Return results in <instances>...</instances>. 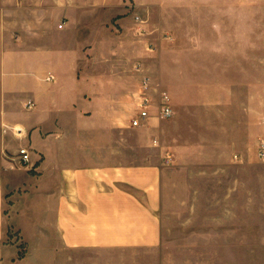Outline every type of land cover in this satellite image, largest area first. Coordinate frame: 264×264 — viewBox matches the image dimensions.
Returning a JSON list of instances; mask_svg holds the SVG:
<instances>
[{
    "label": "crops",
    "instance_id": "1",
    "mask_svg": "<svg viewBox=\"0 0 264 264\" xmlns=\"http://www.w3.org/2000/svg\"><path fill=\"white\" fill-rule=\"evenodd\" d=\"M253 6L0 0V264L208 263L187 255L201 240L166 238L165 177L202 163L214 123L215 138L224 135L213 112L241 101L232 162L215 141V173L221 183L231 169L232 201L240 196L254 212L253 190L243 194L264 182L255 151L264 135H256L264 129V32ZM155 71L168 74L158 77L166 88ZM144 77L168 93L173 115L158 117L151 88L150 116L133 127ZM21 147L34 169L12 160ZM235 226L226 231L236 238L216 246L256 247V228Z\"/></svg>",
    "mask_w": 264,
    "mask_h": 264
},
{
    "label": "rangeland",
    "instance_id": "2",
    "mask_svg": "<svg viewBox=\"0 0 264 264\" xmlns=\"http://www.w3.org/2000/svg\"><path fill=\"white\" fill-rule=\"evenodd\" d=\"M168 2L169 0H162ZM232 0H224L225 5H231ZM235 1V0H234ZM241 5L246 1H253V9L256 30L264 32V0H239ZM170 11V8H166ZM264 40L257 43V48L264 47ZM150 47V46H149ZM154 48V47H153ZM150 47V49H153ZM152 80L161 84L164 88L166 85L159 81L158 77L167 81L168 74L165 72H153ZM240 98V97H239ZM238 98V99H239ZM240 104L221 107L218 112H213L214 118H218L217 124L223 131L222 137L215 138L217 132L215 123L213 131H209V142L207 151L204 153L202 163H191L186 169L180 168L168 171L165 177L164 185V204L162 209L163 222L167 225L165 236L171 240H201L206 243L205 246L198 248H187V255H202L207 258V264H233L232 258L236 260L234 264H264V182L245 185L243 194H249L248 188L253 190L255 196L254 212L248 213L247 200L240 196L232 201V170L229 169L224 175L221 183L216 179L215 162L217 161V145L215 141L223 140L224 151L221 159L232 162L231 140L239 129V124L243 120L240 112ZM261 105H257L259 107ZM198 111V110H197ZM200 120H197V123ZM262 127V126H261ZM256 127V135L264 133V129ZM255 151L260 161L264 159L259 156V147L264 140V135L258 136ZM253 149V148H252ZM227 162H225L226 164ZM242 173H240L241 175ZM256 176L258 175L256 172ZM239 173L236 172V176ZM244 176L245 173H243ZM224 197V200L222 199ZM233 212V214H232ZM239 226L240 230L247 225L256 228V247H220L216 246L222 238L225 243H231L236 238L229 237L232 232H227L232 225ZM190 225V226H188ZM216 225L223 226L224 230L216 229ZM188 226V228H187ZM235 226V227H236ZM243 226V227H242ZM187 228V229H186ZM185 229V230H184ZM218 231V232H217ZM14 236V235H13ZM223 236V237H221ZM19 241L21 238L16 236ZM231 240V241H229ZM239 260V263L237 262ZM247 260H250L247 261Z\"/></svg>",
    "mask_w": 264,
    "mask_h": 264
},
{
    "label": "built area",
    "instance_id": "3",
    "mask_svg": "<svg viewBox=\"0 0 264 264\" xmlns=\"http://www.w3.org/2000/svg\"><path fill=\"white\" fill-rule=\"evenodd\" d=\"M135 19L138 23H144V20L140 16H136ZM140 33L145 34V30H142ZM150 47L153 48V45L150 44ZM151 88L156 89V92L160 98L157 104L158 117L160 119H166L173 115V109L170 104L168 93L164 90H161L158 85H154L150 77H144L141 83L138 114L132 119L131 122L133 127H140L144 125L150 116V109L153 103L152 99L149 97L148 91ZM259 156L260 158L264 159V140L261 142L259 147ZM12 160L18 162V164L23 168L29 170L35 168L31 158V151L28 147H21Z\"/></svg>",
    "mask_w": 264,
    "mask_h": 264
}]
</instances>
